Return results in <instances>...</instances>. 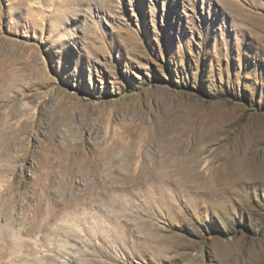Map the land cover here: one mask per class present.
<instances>
[{"label":"rangeland","instance_id":"1","mask_svg":"<svg viewBox=\"0 0 264 264\" xmlns=\"http://www.w3.org/2000/svg\"><path fill=\"white\" fill-rule=\"evenodd\" d=\"M263 171L264 0H0V264H264Z\"/></svg>","mask_w":264,"mask_h":264},{"label":"bare ground","instance_id":"2","mask_svg":"<svg viewBox=\"0 0 264 264\" xmlns=\"http://www.w3.org/2000/svg\"><path fill=\"white\" fill-rule=\"evenodd\" d=\"M172 166L175 167V166H177V165H176V164H172ZM238 166H239L240 169L243 170L244 168L246 169V168L249 167L250 165L247 164V162H246V163H245V162H241V163H239ZM213 173H214V170H213V169H211V170H207V171H206V170H203V171H200V176H213V175H214ZM261 175L264 176V171L262 172ZM258 176H259V174H258ZM215 184H216L215 181H211V182H210V186H211V187H214L213 185H215ZM236 184L239 185L238 182L235 183V185H236ZM235 185H234V186H235ZM240 185H242V184H240ZM226 187H228V186H226Z\"/></svg>","mask_w":264,"mask_h":264}]
</instances>
